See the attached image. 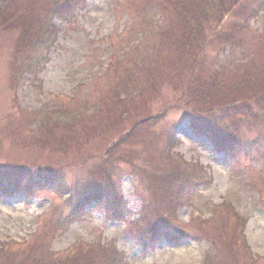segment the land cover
<instances>
[{
	"label": "trees",
	"instance_id": "16d2710c",
	"mask_svg": "<svg viewBox=\"0 0 264 264\" xmlns=\"http://www.w3.org/2000/svg\"><path fill=\"white\" fill-rule=\"evenodd\" d=\"M147 4L151 6L143 8L137 3L133 4L132 9L142 12L135 27L127 30L134 37L133 42L127 46L128 50L123 49V58L119 57L112 66H117L114 72H119L115 83L94 92L95 96L90 98L92 100L83 103L76 101L67 105L50 100V104L40 109L42 114L34 118L31 126L35 128L29 127L28 133L27 127L21 126L17 130L15 136L18 137L20 133L23 136L17 143L20 148L28 150L30 143L37 146V151L31 150L34 151L33 159L37 161L42 153L49 151L47 158L62 162L48 165L38 163L35 165L38 172L27 169H18L15 173L0 170V195H32L33 191L46 188L56 192L61 189L58 193L68 197L72 209L61 218L62 222L44 225L31 240L23 244L0 242V264H121L117 254L109 257L104 249L97 259L82 253L64 256L52 251V243L57 236L85 218L87 206L103 211L108 220L115 222H122L130 215L122 193V167L126 162L132 168L133 163L126 157L136 152V145L145 142L140 141L141 137L147 136L148 143L152 141L149 130L164 121L167 113L163 118L153 113L143 120H136L126 134L111 142V149L107 146L104 150L108 151L96 154L101 146L97 142L100 140L97 127L103 124L102 114L98 110L107 108L113 111V115L127 118L131 114L130 109H136L139 99L143 100L142 107H150V101H157L166 83L170 87L176 83L175 70L178 71L175 72L176 76H180V91H183L179 102L176 100L168 106L167 111L177 109V105L187 113L196 134L205 136L217 151L231 157L247 155L246 152H252L254 147L264 146V29L259 31L261 39L257 42L250 43L248 38L251 20L264 19V0H149ZM86 6L87 0H0V32L13 34L16 38L11 60V81L16 86L27 76L39 83V75L50 62L57 40V21L73 23L77 13ZM123 6L126 8L125 2ZM245 48L249 54L237 59V51ZM112 53L113 63L116 56ZM162 75L163 79L160 80ZM152 84L157 88L156 92L150 94V87L147 93L141 91ZM244 126L262 127V137L246 141L242 134ZM144 130L148 131L142 134ZM55 131L64 134L54 136ZM32 137H35L33 141L30 140ZM166 137L168 143L164 148L172 152L178 145L173 127ZM121 146L129 148V152L124 155L112 151ZM170 157L171 160H167L164 156L163 169L161 166L157 169L166 175L167 178L163 180L149 177L148 172H152V168L156 170L159 165L155 162H147V167L136 165L137 170L132 168L135 177L139 178L135 180L137 186L140 182L146 184L148 180L151 185L156 181L160 183L157 186L170 188L176 184V190L171 195L161 191L162 198L161 189H156V185H145L142 196L150 200L156 198L153 205H144L139 218L144 230L136 239L145 247H151L162 239L173 245L182 243L183 236L169 226L173 222L172 216L193 193L194 187L204 179L211 180L204 168L201 175L196 177L194 173L188 174L191 168L180 156L171 153ZM87 162H91V165L86 174L83 170V174L75 175L71 180L72 174L69 176L67 173H72L77 166L85 167ZM181 164L186 167V175L183 181H178L180 176L174 175V169L175 166L181 167ZM162 228H166V235L161 234ZM212 232L224 244V232H228L226 225ZM231 234L235 236L232 244L235 248L236 232ZM225 243L228 244L227 239ZM206 260L209 264H257L253 260L248 261L245 256L237 257L226 248L217 252L216 257Z\"/></svg>",
	"mask_w": 264,
	"mask_h": 264
},
{
	"label": "rangeland",
	"instance_id": "374dc122",
	"mask_svg": "<svg viewBox=\"0 0 264 264\" xmlns=\"http://www.w3.org/2000/svg\"><path fill=\"white\" fill-rule=\"evenodd\" d=\"M148 1L88 0L87 7L78 13L74 23L70 25L59 23L60 31L51 54V62L41 74L39 83L31 80L30 77L22 80L17 86L11 81L15 36L0 32L1 171L15 173L19 171L18 169L26 168L38 172L39 169L35 167L38 163L48 165L62 162L60 159L54 161L47 158L49 151L42 153L37 161L33 159L34 151L31 150L37 151V146L30 143L28 150L20 148L17 143L23 136L21 133L18 137L15 136L17 130L21 126L27 127L28 133L29 127L35 128L31 126L34 118L42 114L40 108L50 104L48 103L50 100L67 105L76 101L83 103L88 99L92 100L90 98L95 96L94 92L115 83L119 72H114L117 66H112L119 57L123 58V49L128 50L127 46L133 42L134 37L127 30L135 27L142 12L132 9L133 4L137 3V6L143 8L150 7ZM124 2L126 8L123 6ZM156 11L157 9L154 10ZM250 24L248 38L250 43H255L261 39L264 19H252ZM112 51L116 56L113 63ZM248 52L246 48L240 49L236 58L241 59L249 54ZM110 69L112 71L108 74ZM175 72L176 83L172 87L167 83L163 88L161 87L157 101L152 100L154 103L150 101V107H142L143 100L139 99L136 101V109H130L131 114L127 118L124 116L119 118L107 108L98 110V113L102 114L100 116L103 124L97 127V135L100 136L97 142L101 146L95 153L98 154L100 151L105 153L108 151L104 150L107 146L111 149V142L126 134L136 120H143L153 113L163 118L167 113L164 121L151 128L155 133L149 130V135L153 136L152 141L148 143L147 136L141 137L140 141L145 142L136 145L134 147L136 152L129 153L126 159L129 158L133 163L134 170H137L136 165L147 167L149 164L147 162L159 164L156 170L152 168L153 171L148 174L151 178L163 180L167 178L166 175L161 174L157 169L160 168L159 166L163 169L164 156L167 160H171V153H175V156H180L184 163L189 164L188 168L191 170L188 174L201 175L204 168L205 172L211 175L209 181L201 179L202 183L194 187L193 193L188 195L184 204L172 216L173 222L169 226L176 230L179 236H183L182 243L170 245L166 240H162L151 247H145L136 239L144 230V225L139 220L143 207L145 204L153 205L152 202H155L156 198L150 200L142 196L145 185H151L149 183L151 181H146V184L140 182L137 186L135 180L139 178L135 177L132 168L125 162L120 173L121 186L128 202L130 215L118 223L109 221L103 211L87 206L85 218L53 240L54 253L64 256L82 253L97 259L104 249L109 257L117 254L121 264H209L206 258H214L217 252H222L226 248V251L237 257L245 256L248 261L264 264V146L254 147L252 152H246L247 155L231 157L225 152L214 150L208 139L196 134L190 126L187 113L177 105V109L167 111L168 106L176 100L179 102L183 91H180L181 86L178 82L180 76H176ZM162 79L163 75L160 80ZM149 87L150 94L156 92L157 88L154 84L149 85L148 89L143 87L141 91L147 93ZM171 127L175 129L178 145L172 152H168L164 147L168 143L166 134ZM262 129V127L244 126L242 134L246 141H255L262 137ZM147 131L144 130L142 134ZM53 134L56 136L64 133L55 131ZM33 138L35 137L30 140L33 141ZM128 150L129 148L121 146L112 151L125 155ZM69 157H72L71 154ZM90 165L91 162H87L85 167L77 166L72 173L67 174L69 176L72 174L71 180H74L75 175L86 174ZM163 165L165 166L164 161ZM185 171V165L175 166L174 175L180 176L178 181H183ZM158 184L160 183L155 181L152 185H156V189H161V198V191L164 190L165 195H171L174 189L176 190V184L171 188L166 185L157 186ZM60 190L57 189L56 192L46 188L33 191L32 195L23 193L12 197L0 195V242L23 244L31 240L44 225H56L62 222L61 218L71 211L72 206L68 203L66 195L58 193ZM225 225L228 232H224V246L212 231L218 227L221 229ZM165 230L166 228L160 230L162 235H166ZM231 232H236L235 248L232 246L235 236L233 238ZM231 238H233L232 243ZM225 239L228 240V244L225 243ZM208 253L209 256L206 257ZM110 260L112 261V258Z\"/></svg>",
	"mask_w": 264,
	"mask_h": 264
},
{
	"label": "snow or ice",
	"instance_id": "6c2138e0",
	"mask_svg": "<svg viewBox=\"0 0 264 264\" xmlns=\"http://www.w3.org/2000/svg\"><path fill=\"white\" fill-rule=\"evenodd\" d=\"M0 175H2V174H0ZM0 194H2V188H0Z\"/></svg>",
	"mask_w": 264,
	"mask_h": 264
}]
</instances>
